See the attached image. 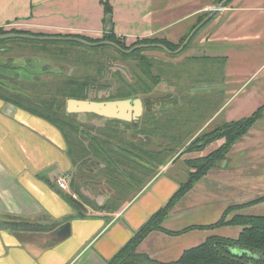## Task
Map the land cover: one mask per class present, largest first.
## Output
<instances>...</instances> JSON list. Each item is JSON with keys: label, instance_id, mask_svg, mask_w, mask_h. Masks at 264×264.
<instances>
[{"label": "crops", "instance_id": "crops-1", "mask_svg": "<svg viewBox=\"0 0 264 264\" xmlns=\"http://www.w3.org/2000/svg\"><path fill=\"white\" fill-rule=\"evenodd\" d=\"M104 1L112 9L109 25L102 0H0V30L86 41L113 35L130 46L151 39L178 45L220 3ZM9 48L16 53V47ZM22 49L28 52L20 48L21 54ZM184 57L195 64L210 62L209 71L201 72L209 81L198 90L211 93L207 104L213 109L200 130L252 116L264 106V0H232ZM223 143H212L194 158L183 160L192 154L176 153L157 167L155 159L170 154L168 149L163 155L113 153V160L89 154L76 164L69 139L56 124L0 100V225L7 226L0 227V264H111L178 192L187 161L206 157ZM58 178L66 181V189ZM263 198L264 116L170 209L161 230L142 241L135 251L142 257L139 264H176L212 237L238 240L243 227L216 224L234 207L240 208L225 221L264 217ZM67 224L69 233L61 238L65 232L59 229ZM235 249L240 248L229 249L233 257L258 259L251 252L237 255Z\"/></svg>", "mask_w": 264, "mask_h": 264}, {"label": "rangeland", "instance_id": "rangeland-1", "mask_svg": "<svg viewBox=\"0 0 264 264\" xmlns=\"http://www.w3.org/2000/svg\"><path fill=\"white\" fill-rule=\"evenodd\" d=\"M221 1L222 0H220V2ZM205 28L206 27L202 28L196 37ZM1 31L7 33L3 29ZM196 37H194V40ZM194 40L190 45L193 44ZM125 45L129 49L132 48L130 45ZM10 46L16 47V53L13 54L10 52V54H7L0 52V56L6 54L5 57H11L13 54L12 58H15V56L24 55V59L28 61V64L33 65L32 68L25 69L26 71L28 70V73L34 72L35 74H43L44 70L40 66L44 62L41 61L45 60L44 58H49L53 63L55 62L54 64L60 62L66 64V66H70V68H72L69 71L72 77L71 79L86 82L88 85H91V78H96L97 82L94 83L96 88L90 93L92 98L107 99L109 95L117 93L118 89L124 88L123 90L137 93V98L142 100L149 94V97L154 98V100L157 98L158 101H161L156 105V112H152L150 115H143L141 127L144 129V134L143 136L136 135L135 138H133V136L136 130L119 126L116 123H107L99 119L100 117L77 115L69 121L72 122L76 128L80 129V132L87 131L89 134L100 135L102 136L101 138L113 142L119 140L118 142L120 144L126 145L131 151L148 150L163 155L162 152H166L163 150L168 149L170 154L155 159L157 162L155 163L156 167L168 160L174 159L176 153L178 154L185 151V149L197 139L198 136L189 141L198 131L202 132L200 134L202 136L204 133L211 132L224 125H217L214 123L200 130L213 109V106L207 104L211 103V93H201V90H198L200 89L199 86L207 84L206 81H209V79L201 78V72L203 70L209 71L210 62L206 60L200 61L197 64L189 62V60L184 57L187 50L181 52L179 55L172 56L163 51L149 48L139 53L134 52L135 54L132 53L124 56V54L109 46L91 48L80 44L72 45L71 42H41L29 39H9L0 41V51H5L7 48L9 49ZM19 47L27 48L28 52L22 49L23 54H21ZM47 64L48 63L44 65ZM21 71L23 72V70ZM219 72L220 69L214 71L215 75H218ZM5 80L8 81L7 78ZM66 81L65 78H60L54 82L42 84L43 86L40 85L39 88H37L38 85H35V89H30V96L33 97L35 100H33L34 102H36V100L37 102H45V100H47L48 103L56 101L57 105L62 104L65 102V99L61 96L62 94L57 96L54 95V97H51V94L55 93L54 86L63 85V82ZM155 81L159 83L156 84ZM14 84L20 85L16 81H14ZM104 84L109 85L106 86V92H96L97 87ZM47 91H51L52 93L47 94ZM196 91L199 92L197 93ZM3 93H5V95H10L9 91ZM16 97L22 100L20 95H16ZM216 98L217 97L214 96L215 100ZM23 103L27 105L26 102L23 101ZM51 106L52 105H50V108ZM102 129H107L109 133L101 135L99 131H102ZM112 131H115L117 134H122V136L114 134L112 138L110 136ZM80 132L77 133L74 131L71 135L72 139L70 144L74 150L79 146V142L80 144L82 143L83 135H81ZM210 150L211 148L204 154H208ZM92 152L93 153H89L91 155L96 154L93 149ZM191 154L192 155H185L183 160L187 157L194 158L200 155ZM144 156H146V154H144ZM183 160L181 159L178 161L176 165L181 167V161ZM186 164V168L182 171L185 177L180 174L183 183L188 180L189 173L191 172L188 164ZM137 171L142 172V167H138ZM185 172L187 174H185Z\"/></svg>", "mask_w": 264, "mask_h": 264}, {"label": "trees", "instance_id": "trees-1", "mask_svg": "<svg viewBox=\"0 0 264 264\" xmlns=\"http://www.w3.org/2000/svg\"><path fill=\"white\" fill-rule=\"evenodd\" d=\"M230 2H228L224 7H226ZM102 3L104 4L106 12L108 14L112 13V9L110 5L108 4V1L102 0ZM208 14H206L202 18L200 23L204 20L206 16H208ZM211 21L212 19L204 27L210 24ZM198 32L195 34L194 37H196ZM2 34H6V33L0 30V35ZM194 37L192 38L191 42L194 40ZM186 38L187 36L178 45H174V44L161 41V40L151 39V40L138 41L136 44L132 45L131 47L137 44L139 45V44L160 43V44H164L165 46H167L171 51H176L183 44ZM101 41H113L119 44L123 49H126V50L129 49L125 45V42L121 41L120 39L116 38L113 35H107ZM89 42H100V40L99 41L89 40ZM191 42L184 49V51L187 50L191 46L190 45ZM71 44L78 45L77 43L75 44L71 43ZM154 50L163 51L161 49H154ZM142 51H144V49L139 50L135 53H139ZM125 55L126 54H124V56ZM70 83L65 82L64 86L60 85L58 95L62 94L61 96L65 99V102L57 105L59 115H56L57 113L54 110L55 109L54 106L55 104H57L56 101H54L53 104L45 103L46 108L44 109L47 111H42L39 108L27 107L23 103V101L20 100L16 96H11V98L9 99V98H5L3 94L0 92V97L6 99V102L8 100V102L14 106L21 107L25 109L26 111H31L32 113H35L38 116L46 120L52 121L54 124H56L60 128V130L64 133L66 138L68 137L69 143H70L72 139V136H71L72 133L74 131L79 133L80 129L76 128L75 125L72 124V122H69L70 119L74 117L75 115H68L66 113L65 111L66 100H69V99L87 100L89 96L88 94L83 93L84 91H81V89L83 90L84 88L88 86V83L81 82V81H76L71 84ZM155 83L158 84L159 82L155 81ZM69 84L74 86L75 89L70 91L68 89ZM106 86H109V85H106ZM123 89L124 88L118 89L117 93L109 95L107 99L95 98V100L96 101H102V100L104 101L112 100L113 101V100L137 98L138 96L137 93H134L133 91H126ZM144 101L146 105L148 106V109L150 110L153 105H156L157 103L161 102V101H158L157 98L154 100V98L149 97V94L146 95V97L144 98ZM50 105H52L51 108H50ZM150 114H152V112H149V114L147 115H150ZM263 116H264V106H262L252 116L248 118H244V119L230 122V123H225L222 127H218L211 132L204 133L202 136L201 135L198 136L197 139H195V141H193L185 149V153L203 152L209 145H211L212 143L218 140H224V143L219 149L215 150L214 152H212L206 157L187 161V164L189 168L191 169L188 180L181 185L180 189L172 197L168 205L164 209L160 210L158 213L154 215V217L122 249V251L115 258V260H113L111 264H139L141 262L142 257L136 255L135 251L137 247L142 243V241L151 232L155 230H161V225L163 221L166 219L170 209L193 188L195 183H197L204 176H206V174L212 168L218 166L221 162H223L226 159V156L230 152L232 147L238 141H240L249 132V130L254 126V124L258 120L263 118ZM94 117H97V116L94 115ZM110 121L116 124L119 123V121L117 120H110ZM75 150L71 147V144H70L69 152L72 154L74 153V157H76V160H75L76 164H78L77 159H80L81 160L80 162L82 163L85 161L86 158H88V154L86 152V148L83 143L80 144L79 142V146L77 147L78 151L77 150L75 151ZM260 201H264V198L261 199ZM239 208L240 207L230 208L224 214L223 218L218 222V224H216L217 227L224 226V225L243 227L244 229L241 235L239 236L238 240L233 241V240L219 238V237H212L208 239L207 242L204 243L203 245L186 251L183 257L181 258V260L177 262L176 264H264V217L235 216L232 220L225 221L231 211L235 209L237 210ZM232 247L240 248L248 252H251L258 259L249 260L247 258L233 257L229 252V249Z\"/></svg>", "mask_w": 264, "mask_h": 264}, {"label": "flooded vegetation", "instance_id": "flooded-vegetation-1", "mask_svg": "<svg viewBox=\"0 0 264 264\" xmlns=\"http://www.w3.org/2000/svg\"><path fill=\"white\" fill-rule=\"evenodd\" d=\"M12 51H13L12 48H9V49L7 48L4 52L10 53ZM44 59L45 60L41 61L44 63L41 64V66H40L44 70L43 74H35L34 72L28 73L27 72L28 70L27 71L25 70L26 68H32L33 65L28 64V61L26 59H24V55L15 56V58H12V56L1 58L0 59V67L5 69V71H3V72L0 70V76H2V77H0V92L3 94V96L5 98L10 99L11 96L20 95V98L22 99V101L27 103V105H26L27 107L39 108L42 111H47L44 109V108H46L45 103L46 104L48 103L47 100H45V102H41V101L37 102V100H36V102H34L35 100L33 99V97L30 96V89H33V88L35 89V87H34L35 85H38L37 88H39L40 85L43 86L42 84L54 82L60 78H65L67 80L66 82H68V83H70V82L73 83V82H76L78 80L71 79L72 77H71L69 71L72 68H70V66H66V64H62L60 62H57V64H54L55 62L53 63L49 58L48 59L44 58ZM39 63H40V61H39ZM46 63H48L49 65L48 64L44 65ZM21 70H23V72ZM29 70H32V69H29ZM6 78L8 79V81L5 80ZM14 81L18 82L20 85L14 84ZM95 82H97L96 78H91L92 84L88 85L83 90L81 89V91H84L83 93H86L89 95L87 100L96 101L95 98H92L90 96V93L93 91V89L96 88V86L94 84ZM64 83L65 82H63V85L60 83L59 84L64 86ZM70 84L68 85V89L70 91L74 90L75 87L70 85ZM60 85H57V87L54 86L55 87L54 88L55 93L51 94V97H54V95H56V96L58 95ZM77 89H79V88H77ZM6 91H9L10 95H5V93H3ZM52 91H53V89H52ZM96 92H98V93L106 92V85L105 84L99 85L97 87ZM48 93H52V92L47 91V94ZM98 99H100V98H98ZM0 100H4L6 102V99H4L2 97H0ZM167 100H166V102L168 103ZM102 101H104V100H102ZM142 101H143L144 111H143L142 116L140 117V119L137 122L132 121V122L126 124V122L119 121V123L117 124V125L123 126L125 128H131L133 130H136V133L133 136V138H135L136 135L137 136H140V135L143 136L144 129L141 127V125L143 123L142 122L143 121L142 120L143 115H147V114H149V112H153V113L156 112L155 108H156V105L158 104L157 103L156 105H153L151 107V110H150V109H148V106L146 105L145 101L144 100H142ZM7 103H9L8 100H7ZM53 103H54V101L49 102L48 104H53ZM54 107H55L54 110L57 113L56 115H59L57 104H55ZM65 111L68 114V112H67V100H66ZM27 112H29V113L37 116V117H40L37 114L32 113L31 111H27ZM68 115H75V116H77V115H89L90 116L91 114H68ZM92 116H94V115H92ZM40 118H42V117H40ZM99 119H102V120L106 121L107 123H112L109 119H105V118H99ZM99 133H101V135H103V134L109 133V132L107 131V129H105V130L102 129V131H99ZM80 134L83 135L82 143L85 145V147H87L86 148L87 154L92 153V149H93L95 151V153H98L101 156L111 157L113 160V156H112L113 153H122V154L125 153V154L129 155L128 153L131 152V150L128 149L126 145L120 144L118 142L119 140L116 142H113L111 140L101 138L102 136H100V135L89 134L87 131L86 132L81 131ZM110 134H111L110 136L113 138L114 134H117V133L115 131H112ZM117 135L122 136V134H117Z\"/></svg>", "mask_w": 264, "mask_h": 264}, {"label": "water", "instance_id": "water-1", "mask_svg": "<svg viewBox=\"0 0 264 264\" xmlns=\"http://www.w3.org/2000/svg\"><path fill=\"white\" fill-rule=\"evenodd\" d=\"M231 0H222L204 20L197 25L188 37L185 39L183 44L176 51H171L167 46L160 43L155 44H139L133 46L131 49H123L119 44L113 41H100V42H89L81 38L76 37H52V36H34L30 34L22 33H6L0 35L1 40L9 39H29L33 41L41 42H71L78 43L83 46L96 48L109 46L113 47L116 50L122 52L123 54L130 55L136 51L143 49H161L171 55H179L184 49L189 45L192 38L195 34L204 27L224 6ZM111 16H107V23L110 24ZM144 111L143 101L140 98L135 99H123V100H111V101H94V100H78V99H69L67 100V112L68 114H91L100 118H105L109 120H117L121 122L130 123L132 121L137 122L142 116ZM1 228H7L6 225H0ZM69 225L62 226L59 230L65 232V235H61V238H64L66 234L69 233ZM32 232V230H28ZM235 254L243 256L248 253V251L243 249H235Z\"/></svg>", "mask_w": 264, "mask_h": 264}, {"label": "built area", "instance_id": "built-area-1", "mask_svg": "<svg viewBox=\"0 0 264 264\" xmlns=\"http://www.w3.org/2000/svg\"><path fill=\"white\" fill-rule=\"evenodd\" d=\"M57 183L60 188L66 189V181L64 179L58 178Z\"/></svg>", "mask_w": 264, "mask_h": 264}]
</instances>
